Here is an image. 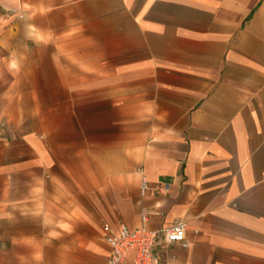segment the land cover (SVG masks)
<instances>
[{
    "label": "crops",
    "instance_id": "crops-1",
    "mask_svg": "<svg viewBox=\"0 0 264 264\" xmlns=\"http://www.w3.org/2000/svg\"><path fill=\"white\" fill-rule=\"evenodd\" d=\"M85 95L117 100L121 147L82 188L26 98ZM143 207L187 221L163 264H264V0H0V264H107L102 223Z\"/></svg>",
    "mask_w": 264,
    "mask_h": 264
},
{
    "label": "rangeland",
    "instance_id": "rangeland-1",
    "mask_svg": "<svg viewBox=\"0 0 264 264\" xmlns=\"http://www.w3.org/2000/svg\"><path fill=\"white\" fill-rule=\"evenodd\" d=\"M47 71L48 67L43 68ZM51 72L52 67H49ZM41 76V74H40ZM44 84L42 80L37 82ZM27 104L31 107L43 110L35 113H29L34 124H41L42 120L50 119L54 125L50 129L36 128L39 133L49 134L54 142V147L61 161L55 168L66 169L71 172H63V179L75 187L87 188L94 181L103 182L106 177L104 172L116 162L113 160L116 153L120 150L121 133V114L118 113L117 100L111 98L94 97L85 95L81 98L66 97L58 98L35 97L26 98ZM47 99L50 100V113L44 112ZM136 115H130L129 144L130 161L133 163L137 157V148L139 142V130L137 128ZM60 127H57L58 125ZM125 131V130H124ZM90 138H96L97 146L89 144ZM95 150V151H94Z\"/></svg>",
    "mask_w": 264,
    "mask_h": 264
},
{
    "label": "built area",
    "instance_id": "built-area-1",
    "mask_svg": "<svg viewBox=\"0 0 264 264\" xmlns=\"http://www.w3.org/2000/svg\"><path fill=\"white\" fill-rule=\"evenodd\" d=\"M169 187L164 182L151 184L143 177L139 191L141 196L150 192L162 194L167 193ZM153 213L161 214L143 207L139 213L140 221L134 227H129L124 222L102 223V236L110 248L107 264H163L155 251L159 244L178 243L185 248L191 246L192 242L186 236L187 221L184 218H175L165 226L150 228L147 223ZM129 252H133L130 261L126 259Z\"/></svg>",
    "mask_w": 264,
    "mask_h": 264
}]
</instances>
